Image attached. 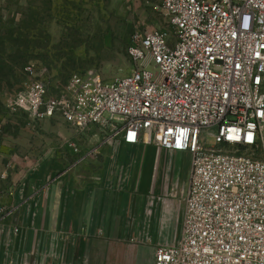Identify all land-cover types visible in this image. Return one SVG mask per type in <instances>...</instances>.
<instances>
[{
	"label": "built area",
	"instance_id": "obj_1",
	"mask_svg": "<svg viewBox=\"0 0 264 264\" xmlns=\"http://www.w3.org/2000/svg\"><path fill=\"white\" fill-rule=\"evenodd\" d=\"M160 1L172 32H135L130 74L49 96L31 64L15 105L98 127L104 143L190 155L180 237L153 264H264V0Z\"/></svg>",
	"mask_w": 264,
	"mask_h": 264
},
{
	"label": "rangeland",
	"instance_id": "obj_2",
	"mask_svg": "<svg viewBox=\"0 0 264 264\" xmlns=\"http://www.w3.org/2000/svg\"><path fill=\"white\" fill-rule=\"evenodd\" d=\"M146 29L172 32L160 0H0V139L28 141L50 158L43 172L63 190L62 240L87 238L81 203L103 191L111 201L102 208L104 220L113 224L98 237L109 264H152L158 246L178 241L190 155L104 143L98 127L85 137L58 116H29L15 100L31 64L43 73L49 96L70 95L77 82L94 76L107 83L125 77L133 69L130 38Z\"/></svg>",
	"mask_w": 264,
	"mask_h": 264
},
{
	"label": "crops",
	"instance_id": "obj_3",
	"mask_svg": "<svg viewBox=\"0 0 264 264\" xmlns=\"http://www.w3.org/2000/svg\"><path fill=\"white\" fill-rule=\"evenodd\" d=\"M47 160L28 141L0 139V211L12 213L0 220V264H109L112 258L105 262L98 235L113 224L104 220L102 209L111 208V201L98 189L86 194L80 213L87 220V238L62 240L64 194L59 181L48 182Z\"/></svg>",
	"mask_w": 264,
	"mask_h": 264
}]
</instances>
